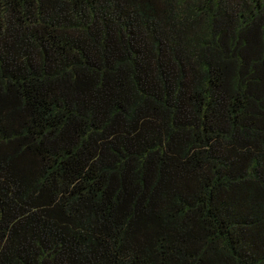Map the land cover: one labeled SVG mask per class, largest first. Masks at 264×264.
<instances>
[{
  "label": "trees",
  "instance_id": "1",
  "mask_svg": "<svg viewBox=\"0 0 264 264\" xmlns=\"http://www.w3.org/2000/svg\"><path fill=\"white\" fill-rule=\"evenodd\" d=\"M0 264H264V0H0Z\"/></svg>",
  "mask_w": 264,
  "mask_h": 264
}]
</instances>
